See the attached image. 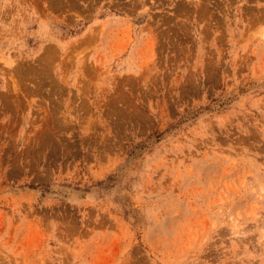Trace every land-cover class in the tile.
<instances>
[{
    "label": "rangeland",
    "instance_id": "1",
    "mask_svg": "<svg viewBox=\"0 0 264 264\" xmlns=\"http://www.w3.org/2000/svg\"><path fill=\"white\" fill-rule=\"evenodd\" d=\"M0 264H264V0H0Z\"/></svg>",
    "mask_w": 264,
    "mask_h": 264
}]
</instances>
